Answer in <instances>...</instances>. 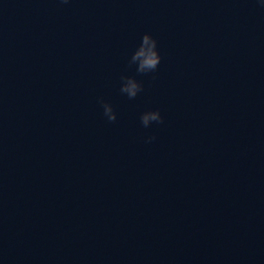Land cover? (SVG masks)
<instances>
[{
    "label": "water",
    "instance_id": "95a60500",
    "mask_svg": "<svg viewBox=\"0 0 264 264\" xmlns=\"http://www.w3.org/2000/svg\"><path fill=\"white\" fill-rule=\"evenodd\" d=\"M0 264H264V0H0Z\"/></svg>",
    "mask_w": 264,
    "mask_h": 264
},
{
    "label": "clouds",
    "instance_id": "9594fccd",
    "mask_svg": "<svg viewBox=\"0 0 264 264\" xmlns=\"http://www.w3.org/2000/svg\"><path fill=\"white\" fill-rule=\"evenodd\" d=\"M67 3L68 0H63ZM162 56L158 48V41L151 33H145L142 37V42L138 49L131 57L130 63L138 64V73H148L155 71L160 65ZM124 81L121 92L126 93L128 97L135 98L142 91V84L135 77L125 76L122 77ZM101 104L104 108V115L108 118L110 122H114L117 119V114L113 109V106L103 101L101 98ZM142 124L145 127L150 126L153 122L163 123L164 117L161 115L160 110H149L142 114L141 116ZM155 136L148 138V142L155 140Z\"/></svg>",
    "mask_w": 264,
    "mask_h": 264
}]
</instances>
